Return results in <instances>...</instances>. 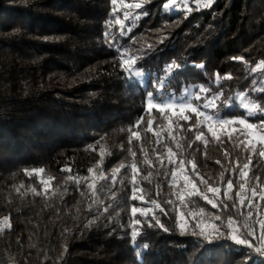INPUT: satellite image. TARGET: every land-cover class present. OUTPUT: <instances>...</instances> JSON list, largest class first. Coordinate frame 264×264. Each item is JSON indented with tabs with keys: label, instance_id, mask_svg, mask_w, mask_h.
Wrapping results in <instances>:
<instances>
[{
	"label": "trees",
	"instance_id": "1",
	"mask_svg": "<svg viewBox=\"0 0 264 264\" xmlns=\"http://www.w3.org/2000/svg\"><path fill=\"white\" fill-rule=\"evenodd\" d=\"M130 1L143 6L119 5L109 47L110 0H0V264H264L231 239L192 234L219 226L259 235L264 156L249 149L264 146L203 115L147 110L144 88L157 76L165 97L203 86L231 105L206 110L213 118H264V92L253 91L264 67L249 71L264 62V0L199 9L190 0L191 12L179 6L189 0L175 11ZM130 55L145 73L139 84L119 67ZM172 64L182 67L166 72ZM133 206L163 225L145 226L139 249L128 231Z\"/></svg>",
	"mask_w": 264,
	"mask_h": 264
},
{
	"label": "snow or ice",
	"instance_id": "2",
	"mask_svg": "<svg viewBox=\"0 0 264 264\" xmlns=\"http://www.w3.org/2000/svg\"><path fill=\"white\" fill-rule=\"evenodd\" d=\"M112 8L109 15L108 21H106L105 24V32L104 37L105 40L108 41L109 47H116L117 37L112 33L111 26L113 21H115L116 24H120V17L117 15L118 8L117 5H121L123 9L126 10H133V9H141L142 3L136 2V3H127L126 0H110ZM151 0H144V3H149ZM214 3V0H204V3L202 5L203 8H210L212 4ZM178 6V0H163L161 4V8L163 10H177ZM180 7L187 8V11L191 12L193 11V8L191 6L190 0L189 3L181 4ZM195 7L199 9L201 7V0H195ZM143 15H147V13H143ZM124 18L127 19V12L124 13ZM126 30V26H125ZM119 51V49H118ZM122 55V53H120ZM146 55V54H145ZM234 59L242 60V57H234ZM140 60V57L130 55L126 59H121L119 67L122 71V73L125 74V80L128 82L136 81L137 84H139L142 80V78L145 76L144 71L142 70V67L138 65V61ZM173 67H182L177 66L175 64L168 65L165 68L166 72L172 71ZM194 67H200L203 68V64L200 65H194ZM264 67V62L261 64H257L255 68H250V72H255L256 68ZM224 78H231V74H227ZM151 91H148V85H144L145 91H146V100L148 103V108H156L160 110H168L171 109L173 111L180 110L181 112L190 111L192 113H195L197 117L200 115L204 116L205 121L213 119L211 115L208 114L205 110H215L218 112L222 107L223 108H230V104H225L224 101L221 99L222 93H212L210 88L201 86L198 90V92H192L187 93L185 96L180 97L179 99H176L172 93H168L169 99H165V81L163 79H160L159 76L156 77L155 80L151 83ZM253 91L258 92H264V81H260L258 84L254 81ZM203 94V95H201ZM194 101L198 102L194 104ZM249 109V115H253L252 109L256 108V105L252 103L251 105H245ZM257 111L261 112L262 116H264V108H257ZM166 115V111L164 112ZM184 120H188L189 117L187 115H184ZM217 123L221 126L223 125H229V124H239L244 125L246 129L252 130L255 129V132L253 135L258 139L259 143L264 146V118H261L257 122H246L245 118H230V119H220L217 121ZM211 130V129H210ZM202 133H197V139H200ZM241 135H244L243 133H239L236 136V139H239ZM247 137L245 136V139ZM231 139V137H230ZM243 140H241V144L243 145ZM244 147H247V145H244ZM250 151L258 152L260 156H264V147H261L257 149L256 144H252ZM195 167V165H193ZM245 169L248 168V164H245L243 166ZM39 171L43 172L44 169H39ZM135 172L136 170L133 169ZM242 176H246L247 173L241 171ZM260 178L257 177V180ZM233 187V182L231 180L227 181V188L231 189ZM241 189L244 188V185H240ZM134 191H135V185H134ZM210 192L216 193L219 192L220 189L218 188H209ZM252 194L255 197L258 193L255 189L252 190ZM224 195L227 196L228 192L225 191ZM239 195V193H238ZM135 198V197H133ZM260 199L264 200V190L260 193ZM155 205V201L151 202ZM209 203H212V206L215 208L217 207L216 203H213L211 199H209ZM158 207V205H157ZM163 211V209H160ZM105 211H107V207L105 208ZM132 212V218L130 219L128 231L130 233V241L132 242L133 246L136 249L140 248V245L136 243L138 237H141L144 232V227L147 228H155L157 226L163 227L162 224H160V219L158 216L153 214L151 218L149 219L147 217V212L142 209L138 208L136 206H133L131 208ZM141 212L142 215H144L145 219H138L136 217V213ZM216 219H219V217H216ZM9 217L4 218L5 224L10 227V224H8ZM154 221V222H153ZM259 223V235H257L255 229H252L247 232L246 235L240 236L238 238V235H233L232 233L235 232V229H232L231 232L224 231L221 227L217 226L213 228L211 231L206 232L203 228H200L199 231L196 230V228L192 229V234L202 237L205 241H208L209 243H212L215 240L220 239H231L236 244L245 245L248 249L254 251L257 253L260 257L264 258V220L258 221ZM123 227V226H121ZM199 227V225H197ZM165 231H168V229H164ZM109 235L112 233L109 232ZM251 237V239H249ZM149 248L148 243L143 244V249L147 250ZM137 255H140V252H137Z\"/></svg>",
	"mask_w": 264,
	"mask_h": 264
},
{
	"label": "rangeland",
	"instance_id": "3",
	"mask_svg": "<svg viewBox=\"0 0 264 264\" xmlns=\"http://www.w3.org/2000/svg\"><path fill=\"white\" fill-rule=\"evenodd\" d=\"M202 2H204V0H201ZM126 2L127 3H131V1L130 0H126ZM117 8H120V6H119V4L117 5ZM125 12H123V14H124ZM120 24H122V21L120 20ZM186 92L187 93H192V92H194V88L193 87H190V88H188V89H185L183 92H182V94L181 95H179V96H174L176 99H179L180 97H182V96H185V94H186ZM170 97H165V99H169ZM146 109L147 110H150V109H152V108H148V103L146 104ZM249 110V109H248ZM166 111H168V112H170V113H172V114H184L185 112H181L180 110H175V111H173V110H171V109H168V110H166ZM206 111V110H205ZM186 112H190V111H186ZM218 120H220V118H213V119H211V120H207L208 122H210V123H217V121ZM230 126H232V129H236V128H238V129H242V130H244V131H246L247 132V134H248V136H249V138L251 139V140H253V141H255V142H259L258 141V139L253 135V133L255 132V129H252V130H248V129H246L245 128V126L244 125H239V124H229ZM234 125H236L235 127H234ZM224 126H227V125H224ZM180 224L181 225H184L185 223L183 222V220L181 219L180 220ZM239 238V237H238Z\"/></svg>",
	"mask_w": 264,
	"mask_h": 264
}]
</instances>
